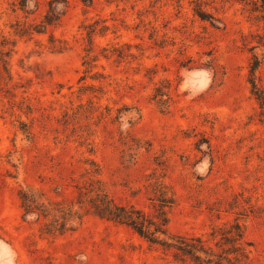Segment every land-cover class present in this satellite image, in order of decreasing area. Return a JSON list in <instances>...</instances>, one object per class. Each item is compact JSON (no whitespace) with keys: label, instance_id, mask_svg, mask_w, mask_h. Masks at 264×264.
<instances>
[{"label":"rangeland","instance_id":"1","mask_svg":"<svg viewBox=\"0 0 264 264\" xmlns=\"http://www.w3.org/2000/svg\"><path fill=\"white\" fill-rule=\"evenodd\" d=\"M16 2L0 0V264H193L76 203L99 180L158 220L157 178L175 194L170 234L239 221L244 264H264V114L249 80L257 55L264 88L260 13L238 0H61L38 32L49 0ZM26 186L71 207L75 229L43 232L54 212L25 215Z\"/></svg>","mask_w":264,"mask_h":264},{"label":"trees","instance_id":"2","mask_svg":"<svg viewBox=\"0 0 264 264\" xmlns=\"http://www.w3.org/2000/svg\"><path fill=\"white\" fill-rule=\"evenodd\" d=\"M61 0H49L50 8L44 14L41 22L37 23L34 29L38 32L46 30L47 26L57 23L61 11L58 3ZM251 9L258 11L260 17L264 18V0H238ZM57 2V3H55ZM15 5L21 9H27L29 0H17ZM195 12L203 19L215 17L198 3L194 8ZM260 59L254 55L253 63L250 65V83L251 91L259 102L261 113L264 114V88L257 81L256 69L260 64ZM156 87L154 97L161 104L168 102L170 96L167 92L169 82ZM166 95L167 98H164ZM100 170L94 168L95 172ZM98 181H90L83 186H78V196L76 203L80 208L91 212L100 218L125 223L132 227L141 236L146 237L150 242L158 243L164 249L170 250L173 257L178 261H191L193 264H244L248 257L250 244L244 234L243 225L236 221L229 226L213 229L208 236L206 234H170L168 229V217L165 213V207L171 206L175 202V194L171 186L163 180L157 178L151 182L154 197L158 202L159 214L158 220L150 217L142 208L135 204L122 203L112 197L108 191L97 184ZM21 206L25 215L36 214L38 218L43 216L48 218L51 212H54L53 218L44 221L42 231L49 234L64 233L75 229L72 223L73 210L65 205L53 206V203L46 202L29 186L21 188L20 192ZM59 204V203H58ZM78 211H74L76 214ZM60 213V215H57ZM81 217V215H78ZM218 231H220L218 233Z\"/></svg>","mask_w":264,"mask_h":264}]
</instances>
